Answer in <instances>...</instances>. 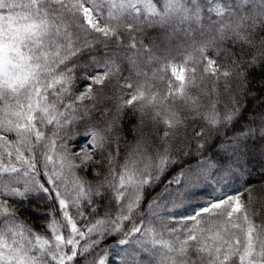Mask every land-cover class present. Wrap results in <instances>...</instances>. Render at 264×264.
<instances>
[{
  "label": "snow or ice",
  "instance_id": "1",
  "mask_svg": "<svg viewBox=\"0 0 264 264\" xmlns=\"http://www.w3.org/2000/svg\"><path fill=\"white\" fill-rule=\"evenodd\" d=\"M0 264H264V0H0Z\"/></svg>",
  "mask_w": 264,
  "mask_h": 264
},
{
  "label": "trees",
  "instance_id": "2",
  "mask_svg": "<svg viewBox=\"0 0 264 264\" xmlns=\"http://www.w3.org/2000/svg\"><path fill=\"white\" fill-rule=\"evenodd\" d=\"M256 78L257 80L259 79V73L256 74ZM252 179L254 182L259 183V177L257 175L254 174Z\"/></svg>",
  "mask_w": 264,
  "mask_h": 264
}]
</instances>
